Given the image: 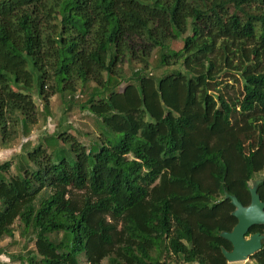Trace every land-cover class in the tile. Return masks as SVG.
<instances>
[{"label":"trees","instance_id":"trees-1","mask_svg":"<svg viewBox=\"0 0 264 264\" xmlns=\"http://www.w3.org/2000/svg\"><path fill=\"white\" fill-rule=\"evenodd\" d=\"M155 50L180 71L147 74ZM124 63L139 68L126 78ZM263 63L264 0H0V150L37 124L34 95L47 118L79 83L104 127L89 148L56 130L54 153L23 150L16 175L0 165V241L18 222L26 264H227L224 194L248 205L264 170ZM250 258L264 264V240Z\"/></svg>","mask_w":264,"mask_h":264},{"label":"rangeland","instance_id":"rangeland-1","mask_svg":"<svg viewBox=\"0 0 264 264\" xmlns=\"http://www.w3.org/2000/svg\"><path fill=\"white\" fill-rule=\"evenodd\" d=\"M182 46V41L178 40L170 44V49L177 51L181 49ZM122 67L123 74L126 78H129L131 74L139 68V66L135 63H124ZM178 71H180V68L176 65L169 67L160 66L159 51L155 50L150 59V65L146 73L156 79H159L166 74ZM233 78L234 77H232V79L230 77H222L221 80H228L224 81V84L228 83L230 85L225 87L223 91H228L229 95L233 99H236L240 97L242 86L240 83H235ZM126 81L127 80H121L119 90L126 85ZM94 86L95 85L93 83H88L85 87H81L79 83L71 100L68 99L70 97L67 94H65V97H61L60 94L54 95L50 99V115L47 118H45L42 114L41 103L34 95L33 98L38 111L37 124L32 127L30 135L27 138H24L21 134H19L18 138L11 143L9 149L4 148L0 150V165L8 162L10 163L9 170L5 173L6 177L16 175L18 173L16 166H18L23 150L28 151L36 147L38 144H42L46 148L47 153L52 155L54 153L53 147L45 145L43 140L45 137L54 134L56 130L60 132L63 131L67 135L73 136L85 148H89L94 140L100 136L102 129H104V127L100 124L101 121L99 118L82 108L84 105L88 104L87 102L95 88ZM103 94H105V92ZM63 142L66 143V145H63L60 142V148L67 149V154L70 155L69 143L67 141ZM262 175H264V170L253 176V179L249 182V186H251L255 180L262 177ZM14 230L13 238H5L0 241V264H26L24 259L29 252L33 251L34 242L31 241L32 236L28 233H24L22 235L18 222L14 224ZM80 259L81 264H87L83 254L80 256ZM165 260L170 262V264H178L176 259L173 257H168ZM253 262L254 261L251 258H248L243 262L229 264H253Z\"/></svg>","mask_w":264,"mask_h":264},{"label":"water","instance_id":"water-1","mask_svg":"<svg viewBox=\"0 0 264 264\" xmlns=\"http://www.w3.org/2000/svg\"><path fill=\"white\" fill-rule=\"evenodd\" d=\"M262 180L263 177H260L249 186L250 202L246 206L239 202L236 196L224 194V199H229L234 207L231 215L237 220L230 232L219 234V237L231 245L230 251L221 247V253L227 263L246 261L262 247L264 235L259 232L249 234L253 226H264V202L257 192V187Z\"/></svg>","mask_w":264,"mask_h":264},{"label":"crops","instance_id":"crops-1","mask_svg":"<svg viewBox=\"0 0 264 264\" xmlns=\"http://www.w3.org/2000/svg\"><path fill=\"white\" fill-rule=\"evenodd\" d=\"M229 264V263H228Z\"/></svg>","mask_w":264,"mask_h":264}]
</instances>
